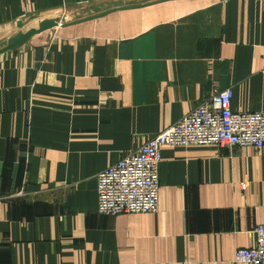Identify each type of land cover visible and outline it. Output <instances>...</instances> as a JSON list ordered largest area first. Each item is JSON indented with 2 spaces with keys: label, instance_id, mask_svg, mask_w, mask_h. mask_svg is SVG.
<instances>
[{
  "label": "crops",
  "instance_id": "obj_1",
  "mask_svg": "<svg viewBox=\"0 0 264 264\" xmlns=\"http://www.w3.org/2000/svg\"><path fill=\"white\" fill-rule=\"evenodd\" d=\"M153 1L0 0V264H235L254 244L264 147L165 146L155 212L97 210V173L203 99L264 111V0Z\"/></svg>",
  "mask_w": 264,
  "mask_h": 264
},
{
  "label": "built area",
  "instance_id": "obj_2",
  "mask_svg": "<svg viewBox=\"0 0 264 264\" xmlns=\"http://www.w3.org/2000/svg\"><path fill=\"white\" fill-rule=\"evenodd\" d=\"M231 98V87L215 92L136 150L99 171L98 212L109 215L155 212L158 166L165 146L264 147V111L232 110ZM253 233L252 246L235 250V264H264V224H258Z\"/></svg>",
  "mask_w": 264,
  "mask_h": 264
},
{
  "label": "rangeland",
  "instance_id": "obj_3",
  "mask_svg": "<svg viewBox=\"0 0 264 264\" xmlns=\"http://www.w3.org/2000/svg\"><path fill=\"white\" fill-rule=\"evenodd\" d=\"M169 1L171 2L170 4H177V5L187 4V7H194V6L207 4L210 1H215V0H186V2L183 0H169ZM152 3H157V0L153 1ZM86 11L88 10H81L80 6L72 8L70 10H58L57 12H54V16L49 17V19L51 18L53 20H44L43 22L39 21L35 25L29 27V29L30 28L31 29L28 31H32V30L35 31V33L32 34V36L38 35L40 33H44L43 35L44 38L45 36L48 37L50 34H53L56 36V34H59L63 30L62 27L66 26V23L68 21L70 22L79 17L82 18L83 16H85ZM47 22H50V23L53 22V23L52 25H50ZM41 24H46V25L48 24V26L47 28L43 30H39L40 29L39 27L42 26Z\"/></svg>",
  "mask_w": 264,
  "mask_h": 264
},
{
  "label": "water",
  "instance_id": "obj_4",
  "mask_svg": "<svg viewBox=\"0 0 264 264\" xmlns=\"http://www.w3.org/2000/svg\"><path fill=\"white\" fill-rule=\"evenodd\" d=\"M47 23L50 24V25H52L53 22H51V23L50 22H47ZM48 24L47 25L46 24H41L42 26L39 27L40 28L39 30H43V29L47 28ZM34 33H35V31L32 30V31H28L25 34H18L15 38L9 40V47H11L12 45H14L16 42L17 43H20L22 40H24L26 38H30V36L32 34H34Z\"/></svg>",
  "mask_w": 264,
  "mask_h": 264
}]
</instances>
